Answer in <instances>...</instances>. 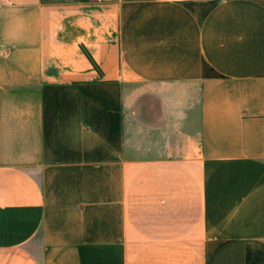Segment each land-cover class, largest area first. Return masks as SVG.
Returning a JSON list of instances; mask_svg holds the SVG:
<instances>
[{"label":"crops","instance_id":"0c3cea01","mask_svg":"<svg viewBox=\"0 0 264 264\" xmlns=\"http://www.w3.org/2000/svg\"><path fill=\"white\" fill-rule=\"evenodd\" d=\"M0 264H264V0H0Z\"/></svg>","mask_w":264,"mask_h":264}]
</instances>
